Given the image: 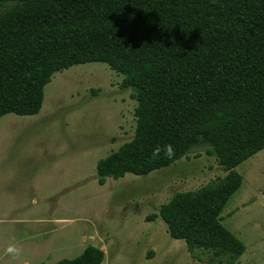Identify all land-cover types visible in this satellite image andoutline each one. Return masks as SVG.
I'll return each instance as SVG.
<instances>
[{
	"label": "trees",
	"instance_id": "1",
	"mask_svg": "<svg viewBox=\"0 0 264 264\" xmlns=\"http://www.w3.org/2000/svg\"><path fill=\"white\" fill-rule=\"evenodd\" d=\"M86 62L121 74L136 102L133 137L97 161L98 183L205 147L226 174L148 219L206 264H236L245 246L220 213L242 182L235 166L264 148V0H0V117L37 114L52 75ZM103 259L89 244L53 264Z\"/></svg>",
	"mask_w": 264,
	"mask_h": 264
},
{
	"label": "rangeland",
	"instance_id": "2",
	"mask_svg": "<svg viewBox=\"0 0 264 264\" xmlns=\"http://www.w3.org/2000/svg\"><path fill=\"white\" fill-rule=\"evenodd\" d=\"M122 78L103 62L75 64L52 75L37 114L0 117V264H53L89 244L103 249L101 264H206L160 217L148 219L176 192L226 174L205 147L145 175L97 181V161L134 134L136 102ZM234 169L242 182L221 223L245 246L236 264H264V148Z\"/></svg>",
	"mask_w": 264,
	"mask_h": 264
},
{
	"label": "crops",
	"instance_id": "3",
	"mask_svg": "<svg viewBox=\"0 0 264 264\" xmlns=\"http://www.w3.org/2000/svg\"><path fill=\"white\" fill-rule=\"evenodd\" d=\"M21 220H23V219H21ZM26 222H27V221H25V220H24V221H20V220L17 221V223H26ZM43 222H44V221H43ZM52 230H53V229H52ZM52 230H51V231H52ZM37 237H38V235H37ZM32 238H33V237H31V239H32ZM18 243H23V242L19 241ZM24 247H25V246H24ZM99 247H100V246H99ZM39 248H40V246H39ZM24 249H26V248H24ZM27 250H28V253H32V255H35V254H37V252H38V250H36V249L31 250L29 246H28V249H27ZM40 253H41V252H39L38 254H40Z\"/></svg>",
	"mask_w": 264,
	"mask_h": 264
},
{
	"label": "clouds",
	"instance_id": "4",
	"mask_svg": "<svg viewBox=\"0 0 264 264\" xmlns=\"http://www.w3.org/2000/svg\"><path fill=\"white\" fill-rule=\"evenodd\" d=\"M170 150H171V146H170V145H165V146H164V151H165V153L170 152ZM159 152H160V148H159V147H157L156 149L153 150V154H154V155H155V154H158Z\"/></svg>",
	"mask_w": 264,
	"mask_h": 264
}]
</instances>
